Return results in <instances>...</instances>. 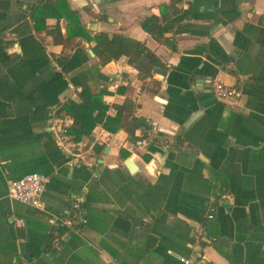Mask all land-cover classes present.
<instances>
[{
    "label": "crops",
    "instance_id": "obj_1",
    "mask_svg": "<svg viewBox=\"0 0 264 264\" xmlns=\"http://www.w3.org/2000/svg\"><path fill=\"white\" fill-rule=\"evenodd\" d=\"M37 1L0 0V264H179L199 251L193 264H264V0H179L191 11L164 32L173 49L139 25L166 0H66L88 34L121 32L153 51L164 70L146 77L155 92L126 56L100 62L92 40L66 36L63 17L35 30L26 12ZM215 81L238 97L215 98ZM82 82L105 86V115L131 97L148 127L128 135L98 122L59 143L53 112ZM26 171L46 175L39 206L7 194ZM78 205L84 221L68 226Z\"/></svg>",
    "mask_w": 264,
    "mask_h": 264
},
{
    "label": "trees",
    "instance_id": "obj_2",
    "mask_svg": "<svg viewBox=\"0 0 264 264\" xmlns=\"http://www.w3.org/2000/svg\"><path fill=\"white\" fill-rule=\"evenodd\" d=\"M179 0H166L157 5L158 13L149 14L139 19V25L143 30L151 35L155 40L174 48L173 38L164 35V32L173 30L176 23L182 21L190 15V4L185 7L178 6ZM32 20V26L36 30L40 26V22L49 16L63 17L66 21V36L78 35L86 41L92 40L91 50L100 62H106L111 59L124 55L127 62L136 69L137 78L142 86L153 92L157 91L159 81L156 79H147L154 66H162L157 56L150 50L141 40L135 39L121 32H108L98 30L95 34L90 35L81 26L78 12L70 8L66 0H38L30 10L26 12ZM264 19V15L259 17ZM49 32L54 36H59V40L65 41L66 37H61L57 25ZM0 40L1 34H0ZM59 64H64L66 55L55 56ZM152 83L151 85H149ZM106 92L105 86L102 85L98 89L93 90L86 82H82L76 89L77 99L71 97L66 98L58 103L53 114L60 116L63 113L71 118L70 124L65 127V134L70 135L73 140H78L82 135L89 134L92 127L100 122L101 125L109 130L114 131L117 127H121L128 135H133V131L137 127H148L147 120L133 113L135 102L129 96H125L121 102L114 104L115 112L112 116L105 115L104 110L106 103L102 99V95ZM82 205H78L68 210L66 214L75 222L72 227L80 224V216ZM58 231H63L64 226H57ZM49 238H46L44 248L49 245Z\"/></svg>",
    "mask_w": 264,
    "mask_h": 264
},
{
    "label": "built area",
    "instance_id": "obj_3",
    "mask_svg": "<svg viewBox=\"0 0 264 264\" xmlns=\"http://www.w3.org/2000/svg\"><path fill=\"white\" fill-rule=\"evenodd\" d=\"M212 93L215 98L226 100V101H233L239 95V88L232 85L224 84L220 81H215L212 83ZM63 116L60 115L55 118L56 125H55V135L57 141L62 143L65 138V120H63ZM66 119V118H65ZM136 143H142L141 139H137ZM46 180V175L42 172L38 171H26L23 174L11 178L7 182V194L23 203L29 204L31 206H39L40 204V195L43 190V184ZM211 209V207L209 208ZM211 210L207 213V216L211 215ZM80 222L84 221V218L79 214ZM18 222L20 225L23 224V219L18 218ZM65 224L68 226H72L75 222L72 218L64 219ZM200 238L206 239L203 234L199 231ZM54 246L58 247V240L55 239L53 241ZM204 254L202 251L196 252L195 256H184L178 255L179 264H193L196 259L203 258Z\"/></svg>",
    "mask_w": 264,
    "mask_h": 264
},
{
    "label": "water",
    "instance_id": "obj_4",
    "mask_svg": "<svg viewBox=\"0 0 264 264\" xmlns=\"http://www.w3.org/2000/svg\"><path fill=\"white\" fill-rule=\"evenodd\" d=\"M19 17V11H11V12H9V13H7L6 15H5V18H4V21H3V25H8L10 22H11V20H13V19H16V18H18ZM88 48V52H89V54L90 55H93V52H92V50H91V48L90 47H87ZM87 65V62H83V63H81V64H79L77 67H75V68H73L72 70H71V72H75V71H77V70H80V69H82L84 66H86ZM152 72H154V73H157V74H159V75H162L163 74V72H164V70H163V68H160V67H158V66H154L153 68H152ZM125 165L129 168V169H133V165L131 164V163H129V160H127V158L125 159Z\"/></svg>",
    "mask_w": 264,
    "mask_h": 264
}]
</instances>
